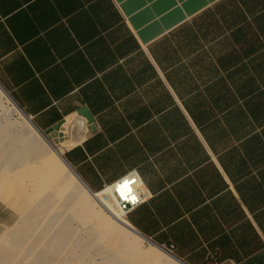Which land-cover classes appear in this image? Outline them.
Masks as SVG:
<instances>
[{
	"label": "crops",
	"instance_id": "obj_1",
	"mask_svg": "<svg viewBox=\"0 0 264 264\" xmlns=\"http://www.w3.org/2000/svg\"><path fill=\"white\" fill-rule=\"evenodd\" d=\"M0 85L148 240L264 264V0H0Z\"/></svg>",
	"mask_w": 264,
	"mask_h": 264
},
{
	"label": "rangeland",
	"instance_id": "obj_2",
	"mask_svg": "<svg viewBox=\"0 0 264 264\" xmlns=\"http://www.w3.org/2000/svg\"><path fill=\"white\" fill-rule=\"evenodd\" d=\"M5 129L14 134L7 145L12 156L0 158V173L13 164L10 171H19L23 164L19 161L23 157L20 146L29 140L26 156L31 165L38 166L40 156L49 148L40 139H32L30 126L0 94V133ZM47 138L54 148H63L59 144L62 138ZM66 181L59 185L54 199L44 198L40 203V198L22 213L0 197V264H180L171 256L170 248H156L123 231L89 196L84 200V191L74 178ZM51 188L54 186L47 192ZM103 201L122 217L114 202Z\"/></svg>",
	"mask_w": 264,
	"mask_h": 264
},
{
	"label": "bare ground",
	"instance_id": "obj_3",
	"mask_svg": "<svg viewBox=\"0 0 264 264\" xmlns=\"http://www.w3.org/2000/svg\"><path fill=\"white\" fill-rule=\"evenodd\" d=\"M0 94L5 96V94L1 90H0ZM7 99L11 102L9 98ZM14 110L15 112L19 113L15 107H14ZM23 120L25 119L23 118ZM25 122L33 129V127L26 120ZM75 123H77L78 125L80 124L79 122H77V120L75 121ZM75 123L73 124L74 128L76 127ZM73 127H72V131H73ZM10 130L11 129L7 131L5 129L3 133H0V158L8 156V155L12 156L7 146L9 145L8 143L12 141V138H13L12 136L14 135L12 133V130L11 131ZM34 131H31L32 132L31 134H33L32 139L34 138L38 139L37 137L38 133L35 131L37 133L36 134ZM77 135L78 133L72 132L70 137L71 138L76 137ZM38 136L40 137L39 134ZM25 139H27V137ZM41 140L43 139L41 138ZM29 141L26 145L20 146L21 151L19 152H23V157L20 158L19 161H23V164H22V167L17 168L19 171H16V172L15 170L12 172L10 171V169L14 168L15 166V164H13L12 166L9 165L8 169L0 173V197L4 199L5 201H9L10 206L17 213H20V212L22 213L28 206H33L40 198H41L39 201L40 203L44 200V198L45 200L48 199L50 201L54 199L55 193L58 190L59 185L63 184L64 182H67L66 178L70 177L69 175L71 174L63 161L64 157L63 156L60 157L59 151H57L56 153L52 151V150H56V148L47 144L45 140L43 141L45 142V144L47 145L49 149H52L51 152L48 153L47 155L40 156L38 163H37L38 166L31 165L30 161L28 160L26 156L28 148H29ZM13 158H15V161H16V157H13ZM19 161L17 160V162ZM57 181L59 183H57ZM52 186H54L53 189L51 188L52 191L50 190L49 192H47ZM80 188L82 191H84V200L85 199L87 200L89 196L91 200L97 206L100 207L102 213H105V215L109 217L112 221H114L116 224L117 222L119 223L123 231H127V232L130 231L123 226V225H126L128 227H131L127 219L123 216V214L118 209L117 210L122 215V217L119 215H116V213H114L105 204V202L97 196L96 193H94L93 195H90L81 186ZM129 233H131V231ZM143 241L147 242L145 240ZM147 243H150V242H147ZM150 244L155 246L152 243Z\"/></svg>",
	"mask_w": 264,
	"mask_h": 264
},
{
	"label": "built area",
	"instance_id": "obj_4",
	"mask_svg": "<svg viewBox=\"0 0 264 264\" xmlns=\"http://www.w3.org/2000/svg\"><path fill=\"white\" fill-rule=\"evenodd\" d=\"M80 123V125L83 126L82 121H77ZM74 132L75 131H71ZM69 135L67 134L66 137ZM128 181V188L124 189L125 196H121L120 191L117 189L120 187V185L124 182ZM141 181L136 171H132L128 173L127 175L119 178L115 182L105 185L103 187V198L105 201L114 202L117 209L123 214V216L126 218L129 211H131L133 208H135L137 205H139L143 200V191L141 189ZM126 197V198H125ZM133 198H135V202L133 201Z\"/></svg>",
	"mask_w": 264,
	"mask_h": 264
},
{
	"label": "water",
	"instance_id": "obj_5",
	"mask_svg": "<svg viewBox=\"0 0 264 264\" xmlns=\"http://www.w3.org/2000/svg\"><path fill=\"white\" fill-rule=\"evenodd\" d=\"M0 90L5 94V96L7 98H9L11 100V102L13 103L14 107L18 110V112L20 113V115L33 127V129L40 135V137L45 140V142L47 144H49L50 146H53L49 139L46 137V135L41 132L37 126L34 124V122L32 121V119L15 103V101L12 99V97L8 94V92L0 85ZM63 161L65 163V165L67 166L69 172L75 177V179L77 180V182L79 183V185L90 195H93L94 192H92L87 185L79 178V176L76 174V172L73 170V168L67 163V161L65 160V158H63ZM126 229L130 230L133 234H135L136 236L142 238L143 240L150 242L152 244H154L156 247H158L159 249H162V247H160L159 245L155 244L154 242L148 240L146 237H144L142 234H140L138 231H136L133 227H128L126 225H123ZM164 250V249H163ZM173 257V259L175 261H177L180 264H185L184 262L180 261L179 259H177L176 257H174L173 255H171Z\"/></svg>",
	"mask_w": 264,
	"mask_h": 264
},
{
	"label": "snow or ice",
	"instance_id": "obj_6",
	"mask_svg": "<svg viewBox=\"0 0 264 264\" xmlns=\"http://www.w3.org/2000/svg\"><path fill=\"white\" fill-rule=\"evenodd\" d=\"M128 181H124L120 187L117 189L118 191H120L121 196H125V192L124 189L128 188ZM126 198V197H125ZM133 201L135 202V198H133Z\"/></svg>",
	"mask_w": 264,
	"mask_h": 264
}]
</instances>
